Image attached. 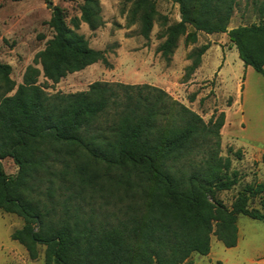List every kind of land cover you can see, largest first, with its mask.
<instances>
[{
  "label": "trees",
  "instance_id": "trees-1",
  "mask_svg": "<svg viewBox=\"0 0 264 264\" xmlns=\"http://www.w3.org/2000/svg\"><path fill=\"white\" fill-rule=\"evenodd\" d=\"M128 1L130 25L138 22L149 40L153 3ZM171 1L179 21L161 35L165 61L180 38L189 46L198 33L226 34L244 67L264 77V16L228 29L237 0ZM100 12L97 0H84L67 25L53 7L52 37L34 59L40 69L28 66L18 86L0 64V161L17 168L7 176L0 162V211L23 222L11 240L31 260L43 248L45 264H191L192 254H209L211 237L235 247L239 216L264 222V184L245 185L229 208L217 199L240 182L231 156L242 155L228 148L221 156L223 112L204 122L149 85L95 82L84 92L49 94L37 84L40 76L55 85L96 63L110 67L78 33L80 23L98 29ZM208 48L187 56V75Z\"/></svg>",
  "mask_w": 264,
  "mask_h": 264
},
{
  "label": "rangeland",
  "instance_id": "rangeland-1",
  "mask_svg": "<svg viewBox=\"0 0 264 264\" xmlns=\"http://www.w3.org/2000/svg\"><path fill=\"white\" fill-rule=\"evenodd\" d=\"M97 1L101 9L102 25L95 31H90L86 24L80 23L78 33L84 36L91 49L105 53L110 67L96 63L66 76L55 85L40 76L37 84L49 94L84 92L95 82L158 88L197 113L204 122L220 112L224 113L225 121L228 116L231 122L228 121L227 126H223L220 131L221 156L227 155L228 148L233 153L236 152L234 146H238L240 140L231 136L232 121L238 120L240 115L235 112L237 108L232 107L231 93L226 91L228 88L235 95L232 71L236 70L239 62L236 51L227 52L225 57L223 76L226 88L218 87L216 78L192 82L195 71L187 75V68L191 65L187 56L203 45L224 42L227 40L226 34L207 36L198 33L197 42L189 46H185L184 38H180L177 49L169 61H165L157 52L158 46L163 42L161 35L167 26L179 21L178 7L171 0H150L156 14L147 41L139 33L140 24L129 23L132 1ZM83 2L84 0H51L49 5L44 0H0V64L10 66V79L16 86L22 83L28 66L40 69L35 66L34 59L52 37L48 26L52 8H61L65 22L69 25L70 19L80 17ZM261 15L264 16V0H237L228 29L257 23ZM222 61L223 56L218 53L215 65L219 67ZM260 122L261 119L254 115L252 124L244 125L247 132L245 134L264 139V124ZM235 134L240 132L235 131ZM231 159V168L238 172L240 182L230 191L217 194V199L228 208L237 192L245 185L264 184V172L258 171L255 161L243 163L233 156ZM0 162L7 176L16 174L17 168L10 158ZM258 205L259 197L251 200L250 207L257 208ZM22 225L20 218L0 211V264H45L43 248H40L39 257L31 260L24 247L11 240L12 232ZM236 225L235 247L226 248L215 237H211L209 254H192L189 258L191 264H264V222L239 216Z\"/></svg>",
  "mask_w": 264,
  "mask_h": 264
},
{
  "label": "crops",
  "instance_id": "crops-1",
  "mask_svg": "<svg viewBox=\"0 0 264 264\" xmlns=\"http://www.w3.org/2000/svg\"><path fill=\"white\" fill-rule=\"evenodd\" d=\"M231 51H236V49L229 43L228 39L224 42L209 45V48L201 57L199 67L192 75L194 77L192 82L216 78L217 86L226 88L223 67L226 65L225 57L227 52ZM218 53L223 56L222 64L219 67L215 65ZM236 66V70L232 71L235 95L226 88V91L231 93L233 99L232 107H236L237 110L235 112L240 115L238 120L234 119L232 121L233 131L231 136L233 139L237 138L240 140L238 146H234V148L241 151L242 159L240 162L255 161L258 164V171L264 172V167L261 163V157L264 154V139L245 134L247 132L244 127L246 124H252L254 115L261 119L260 124H264V77L256 73L252 68L244 67L240 60ZM228 121L231 122L226 116L224 128L229 123ZM235 131H239L240 134H235Z\"/></svg>",
  "mask_w": 264,
  "mask_h": 264
},
{
  "label": "water",
  "instance_id": "water-1",
  "mask_svg": "<svg viewBox=\"0 0 264 264\" xmlns=\"http://www.w3.org/2000/svg\"><path fill=\"white\" fill-rule=\"evenodd\" d=\"M50 5V4H49Z\"/></svg>",
  "mask_w": 264,
  "mask_h": 264
}]
</instances>
